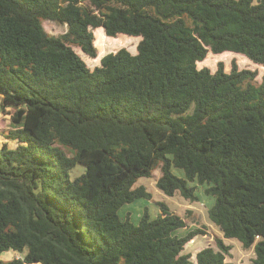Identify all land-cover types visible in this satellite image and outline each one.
Returning a JSON list of instances; mask_svg holds the SVG:
<instances>
[{
  "label": "trees",
  "instance_id": "16d2710c",
  "mask_svg": "<svg viewBox=\"0 0 264 264\" xmlns=\"http://www.w3.org/2000/svg\"><path fill=\"white\" fill-rule=\"evenodd\" d=\"M97 28L134 51L90 67L75 48L95 60ZM222 53L264 66V0H0V255L21 254L0 264H235L221 238L191 260L203 230L178 236L162 201L120 217L157 169L165 195L205 185L211 222L264 264V76L199 66Z\"/></svg>",
  "mask_w": 264,
  "mask_h": 264
},
{
  "label": "rangeland",
  "instance_id": "374dc122",
  "mask_svg": "<svg viewBox=\"0 0 264 264\" xmlns=\"http://www.w3.org/2000/svg\"><path fill=\"white\" fill-rule=\"evenodd\" d=\"M44 28L47 32L55 35H59L66 31V26L58 24L54 21H44ZM104 32L102 28H97L94 31V45L97 49V57L91 61L84 56L79 48H75L77 52L84 58L90 67L94 66L106 53L116 50L119 47L125 46L131 52L134 51L135 44L138 39L130 38H118L112 40L108 38V41L103 37ZM123 39V40H122ZM124 42H122V41ZM105 48H102V45ZM222 61L224 63V69L229 71L231 63L234 61L238 65V68L255 70L257 72V79L260 80L264 76V66L257 65L246 57L233 53H222L210 58L207 57V61L199 64V66H208L212 71L216 69L217 62ZM7 110H9L7 108ZM10 126L9 115L0 110V130L6 129ZM177 175H183V172L178 169H173ZM160 171L157 169L153 172L152 177H140L136 181V185H144L151 193V199H136L131 203L125 204L119 211L120 217L123 219L126 215H129V221L133 224H137L140 216L147 211L150 218L155 217L160 212V206L157 202H164L170 211L186 217V227L180 228L175 231L178 236L185 235L188 231H192L196 228L203 230V233L194 235L185 245L183 252L190 255L191 260H195L196 253L206 246H215V242L218 238H221L226 244L231 246L229 255H226V260L235 264H250L252 258L255 256L253 246L244 248L242 244L235 238L223 237L221 231L215 226L208 216V208L213 204V197L205 194V185H196L195 195L197 200H189L184 198L179 192H176L173 196L165 195L156 186V179L159 177ZM145 209V210H144Z\"/></svg>",
  "mask_w": 264,
  "mask_h": 264
},
{
  "label": "crops",
  "instance_id": "0c3cea01",
  "mask_svg": "<svg viewBox=\"0 0 264 264\" xmlns=\"http://www.w3.org/2000/svg\"><path fill=\"white\" fill-rule=\"evenodd\" d=\"M21 256V254L20 253H18V252H16V251H13V250H8V251H5V252H3L1 255H0V257L2 258V259H12V258H18V257H20ZM30 264H40V263H37V262H35V263H30Z\"/></svg>",
  "mask_w": 264,
  "mask_h": 264
}]
</instances>
